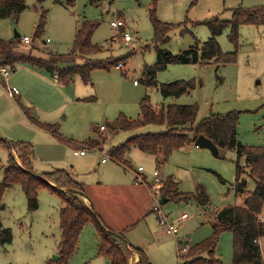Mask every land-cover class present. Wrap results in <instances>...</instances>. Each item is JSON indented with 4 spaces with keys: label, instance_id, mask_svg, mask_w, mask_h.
Instances as JSON below:
<instances>
[{
    "label": "rangeland",
    "instance_id": "1",
    "mask_svg": "<svg viewBox=\"0 0 264 264\" xmlns=\"http://www.w3.org/2000/svg\"><path fill=\"white\" fill-rule=\"evenodd\" d=\"M59 1L25 0L26 9L20 15L0 19V39L11 41L16 33L21 39H34L41 15L46 12L42 37L35 39L31 46L20 42L17 52H32L36 58L49 60V53L67 55L72 51L76 31L84 21L96 22L100 26L92 42L102 46L103 51L88 58V62L105 65L119 60L124 67L114 66L110 70L96 68L90 73L89 84L76 74L73 83L64 86L45 70L26 64L7 66L12 73L6 84L8 88L18 89L21 96L8 98L7 88L0 86V139L8 143L32 144V165L36 174L66 170L76 175L78 182L85 183L87 189L96 186L101 171L118 166L129 170L127 174L130 177L143 168L142 175L150 183L155 182L154 174L158 172L161 187L163 180L172 177L179 183L181 192L194 194L195 198L160 203L162 199L158 194L156 208L170 222H175L182 242L161 235L162 243L166 244L162 247L158 241L152 243L149 237H145L148 234L144 232L148 228L159 234L165 231L155 213L148 214V218L133 232L140 239L151 264H186V257L179 259V249L194 247L210 238L214 213L242 204L235 192L236 166L238 162L244 166L245 159L239 160L235 150L222 151L221 155L215 156L210 150L197 148L195 143H191L185 149L174 152L164 166L154 156L132 148L126 154V166L112 157V148L138 134L158 132L162 128L151 125L136 131L116 133L109 129L100 132L95 129L107 126L121 115L133 120L140 118V102L148 96L151 105L156 108L172 103L197 105V123L212 114L225 116L238 113L237 142L251 147L264 146V26H240L237 47L229 40L230 28L217 38L224 53L236 52V63L174 64L157 74L158 85L195 80L196 89L189 94L165 99L157 87L148 88L141 82L146 68L155 65L156 46L172 54L191 48L200 49L212 36L204 22L214 18L230 21L237 8L264 7V0H75L73 4L67 0ZM153 9L156 10L155 19L161 22L158 44ZM119 20L124 23L123 27L114 28L112 23ZM125 34L132 37V42L127 44L124 41ZM163 38L168 40L165 42ZM47 40L50 43L44 44ZM14 80H17L16 83ZM0 81H4L1 76ZM25 96L30 103L26 102L27 98L25 101ZM18 101L25 106L32 104L30 107L34 115L41 122L57 125L61 136L73 145L90 139L101 140L102 135L107 141L102 150L86 149L85 157L76 156L75 150L83 149L61 143L50 133L36 127L25 116ZM10 154L12 151L0 144V183L4 180ZM14 158L20 164L15 152ZM103 159L108 162L105 166L102 165ZM243 180L248 184L247 190L255 189L254 181L248 176L245 175ZM84 196L89 200L87 194L84 193ZM38 202L37 211L29 212L27 198L20 185L5 193L0 204V224L3 229L11 230L13 238L10 243L0 242V264H62L57 258L63 202L46 189L40 190ZM89 206L93 208L91 202ZM184 214L189 216V220L181 223L178 220ZM168 242H173L171 247H168ZM99 243L98 228L89 225L81 233L77 250L68 264H107L104 258L98 256ZM261 249L264 258V239ZM233 255V233L223 232L214 257L222 264H232ZM130 264H138L134 255Z\"/></svg>",
    "mask_w": 264,
    "mask_h": 264
},
{
    "label": "trees",
    "instance_id": "2",
    "mask_svg": "<svg viewBox=\"0 0 264 264\" xmlns=\"http://www.w3.org/2000/svg\"><path fill=\"white\" fill-rule=\"evenodd\" d=\"M61 2L59 0H55ZM75 0H67L73 4ZM25 0H0V19L12 18L25 11ZM156 10H152L154 18L155 40L161 39V22L155 19ZM211 32V38L199 49L181 51L178 54L155 47L156 62L153 67H147L144 78L141 80L148 88L157 87L165 99H177L189 94L196 89L195 80H181L168 84H157V74L174 64H208L216 61L223 64H232L237 61V54L224 53L217 38L230 28L229 40L237 47L239 28L242 25L264 26V7L254 9L237 8L230 21H221L214 18L204 22ZM46 26V12H43L34 32V39H40ZM99 23L84 21L76 31L73 49L67 55H54L49 53V60L36 58L31 54L17 52L21 38L11 41L0 39V67L9 65L26 64L34 68L45 70L53 77H58V82L64 86L73 83L76 74L82 80L91 83V71L96 68L110 70L118 66L121 61L107 62L105 65L90 64L88 58L98 55L103 51L102 46L94 44L92 38ZM165 42L167 38H163ZM164 42V43H165ZM46 44V43H44ZM36 49V48H35ZM32 50H34L32 48ZM139 84V83H138ZM23 113L30 122L45 132L50 133L61 143L79 147L83 150H102L107 138L102 135L101 140L90 139L80 145H73L64 139L57 125L41 122L33 112V108L25 106L18 101ZM197 105L162 104L160 108L151 105L148 96L140 102V118L133 120L121 115L114 122L108 123L105 129L116 133L118 131H136L147 126L161 127L158 132L138 134L128 139L123 144L112 148V157L119 163L128 166L126 154L136 148L154 156L160 165H166L174 152L185 149L195 143L200 136L211 140L222 151L235 150L239 160L245 159V165L237 163V180L235 185L236 196L241 199L240 206H228L214 213L213 234L204 242L189 247L188 252L179 254V259L186 257V264H222L215 259L214 254L223 232L233 233V262L232 264H264L261 241L264 239V146L251 147L237 142V127L239 114L229 113L225 116L212 114L197 123ZM95 131H102L95 129ZM0 144L5 145L12 154L8 167L4 173V180L0 183V204L5 193L15 185H20L26 195L29 212L37 211L39 207L38 194L40 190H48L56 194L63 202L60 210L61 240L58 246L59 263L68 264L74 256L83 230L89 225H94L99 230L100 243L98 256L104 258L109 264H130L134 254H138V264H151L144 250L129 245L125 233L107 231L99 220L95 210L85 200L74 194V191L84 192L83 183L78 182L72 172L56 170L38 175L33 169L34 147L25 142L8 143L0 139ZM16 153L20 164L15 160ZM1 168V161H0ZM254 181L255 189L247 190L248 184L244 176ZM52 184L56 185L53 186ZM165 201H189L195 198L194 194H185L179 190V183L172 177L162 181L159 192ZM206 198L203 197V201ZM213 216V217H214ZM12 232L3 229L0 224V242L10 243ZM185 255V256H184Z\"/></svg>",
    "mask_w": 264,
    "mask_h": 264
},
{
    "label": "crops",
    "instance_id": "3",
    "mask_svg": "<svg viewBox=\"0 0 264 264\" xmlns=\"http://www.w3.org/2000/svg\"><path fill=\"white\" fill-rule=\"evenodd\" d=\"M14 81L16 83L17 80ZM134 84L137 85L136 82ZM0 86L5 87L4 81H0ZM0 92V99H2V91L0 90ZM20 96L21 94L19 93V95L14 98H19ZM26 98L28 99V97L25 96V101ZM26 102L30 103V99ZM31 105L32 104H27L29 107ZM76 156L85 157L86 154L84 156ZM103 160L102 165H107L108 162H103ZM118 167L101 171L96 186L91 189H87L85 183H81L84 185V192L88 195L92 207L101 221V225L107 231L116 233L124 232L129 245L145 251L143 246L140 245V239L134 234L133 229L145 221V219L148 218L146 217L148 214L155 213L158 216L155 208L157 207L156 204L159 197L158 194L153 191L152 187L154 183H150V181L146 179V176L142 175L144 171H139L138 169L137 172L133 173L134 175L130 174L131 176L133 175L130 177L129 174H127L129 170L123 169L120 166V168L123 169L121 170ZM74 177L76 178V175H74ZM83 199L90 205L89 200ZM182 222L185 221H181V223ZM145 233L148 234L145 237H149L152 243L156 240L162 244V247L166 244L162 243L161 235L175 238L178 243L182 242L178 236L179 229L176 236L168 235L166 230L162 234H159L156 231H151V228H148V231H145L144 234ZM171 244H173V242H168V247H171ZM134 259L135 262H139L140 258L138 254H134ZM106 262L109 264L107 260Z\"/></svg>",
    "mask_w": 264,
    "mask_h": 264
},
{
    "label": "built area",
    "instance_id": "4",
    "mask_svg": "<svg viewBox=\"0 0 264 264\" xmlns=\"http://www.w3.org/2000/svg\"><path fill=\"white\" fill-rule=\"evenodd\" d=\"M124 23L122 21H118L116 23H112V26L114 28H121L123 27ZM132 37L129 35V34H125L124 35V41L128 44L130 42H132ZM21 43L22 45H25V46H31L33 45L34 43V40L33 39H30V38H23L21 39ZM50 43V40H47L46 44H49ZM119 68H123L124 65L123 63H120L118 65ZM11 70L8 69L7 67H0V76L4 79L5 81V88H7V91H8V95L9 97L11 98H14L16 97L17 95H19V90L16 89V88H8V84H6L11 76ZM55 80H58V77L55 76L54 77ZM137 84V82H136ZM101 130L102 131H106L105 127L101 126ZM87 150H81V151H76L75 154L76 155H81V156H84L86 154ZM103 162H106V160L104 159ZM139 171H143V168H139ZM154 178H155V182L153 184V191L156 193V194H159L160 192V189H161V180L159 179V174L158 172H155L154 174ZM155 210L157 211V214H158V217H159V224L161 227H163L165 230H166V233L170 236H176L177 233H178V227L176 226L175 222H170L169 219L161 212V210L159 208H155ZM189 219V216L187 214H184L181 216V218H179L178 221H186ZM177 221V222H178ZM189 248L186 246V248H183L182 250L179 249V254L181 253H186L187 250Z\"/></svg>",
    "mask_w": 264,
    "mask_h": 264
},
{
    "label": "water",
    "instance_id": "5",
    "mask_svg": "<svg viewBox=\"0 0 264 264\" xmlns=\"http://www.w3.org/2000/svg\"><path fill=\"white\" fill-rule=\"evenodd\" d=\"M15 38H20V35L18 33L15 34ZM195 146L197 148H201V149H208L212 152L213 155L215 156H218L219 155V149L217 148V146L209 139H207L206 137L204 136H200L196 142H195ZM74 194L82 197V198H85L87 199L85 196H84V193H81V192H78V191H74L73 192ZM88 200V199H87ZM167 201L165 200H161L160 203H165ZM59 258H57L58 260Z\"/></svg>",
    "mask_w": 264,
    "mask_h": 264
}]
</instances>
